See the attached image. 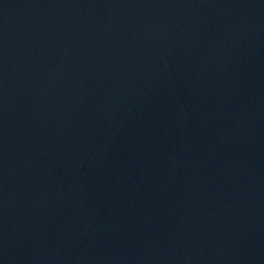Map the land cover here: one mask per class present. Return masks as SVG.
<instances>
[{
  "label": "water",
  "instance_id": "95a60500",
  "mask_svg": "<svg viewBox=\"0 0 264 264\" xmlns=\"http://www.w3.org/2000/svg\"><path fill=\"white\" fill-rule=\"evenodd\" d=\"M0 264H264V0H0Z\"/></svg>",
  "mask_w": 264,
  "mask_h": 264
}]
</instances>
